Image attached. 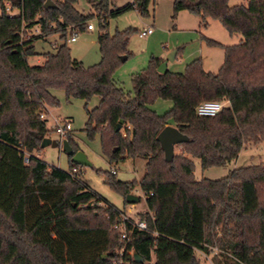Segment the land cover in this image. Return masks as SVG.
<instances>
[{"label": "trees", "instance_id": "16d2710c", "mask_svg": "<svg viewBox=\"0 0 264 264\" xmlns=\"http://www.w3.org/2000/svg\"><path fill=\"white\" fill-rule=\"evenodd\" d=\"M10 1L17 14L6 10ZM0 0V264H117L123 246L113 229L125 212L102 198L69 170L80 165L69 156V169L50 165L37 152L50 136L47 106H58L53 90L68 99L86 102L89 134L101 133L102 150L110 165L127 158L143 159L139 181H121L116 173L98 170L106 183L126 196L139 185L148 212L139 216L149 230L135 228L128 249L144 258L128 264H203L199 252L211 254L214 264H264V163L232 169L218 178L197 179L195 161L203 169L225 166L248 144L264 142V0L230 5L229 0H173L175 20L187 10L220 21L238 44L225 45L202 35L209 46L222 47L225 58L218 72L206 71L201 59L183 72L158 69L153 57L133 75L134 91L115 78L129 56L128 41L136 30L110 34L111 17L135 9L143 18L153 14L156 0H134L123 7L116 0H89L94 12L77 8L79 0ZM97 21L101 61L85 66L73 58L68 38L73 30ZM40 33L34 35L33 28ZM59 34L55 50L39 53L35 42ZM42 55L44 63L31 65ZM98 97L92 109L89 102ZM158 99L171 100L164 114L151 108ZM207 100H227L215 117L198 116ZM46 113V112H45ZM189 137L171 161L157 136L167 125ZM121 126L118 128V126ZM75 150L80 146L74 137ZM28 154V162L25 156ZM141 198V196H140Z\"/></svg>", "mask_w": 264, "mask_h": 264}, {"label": "rangeland", "instance_id": "374dc122", "mask_svg": "<svg viewBox=\"0 0 264 264\" xmlns=\"http://www.w3.org/2000/svg\"><path fill=\"white\" fill-rule=\"evenodd\" d=\"M230 5L246 4L247 0H229ZM77 8L85 13L94 12L93 9H89L88 0H79ZM153 14L150 17L143 18L135 9L128 10L119 16L111 17L109 20L108 31L110 34H115L117 31H124L129 28L136 29L129 38L128 50L130 52L126 61L122 62L116 69L115 78L125 87L126 90L134 91L133 75L142 72L149 65L150 60L153 57H157L161 51H166L164 46H168L169 51H173L175 46L187 45V53L195 49V46L191 42L190 35L182 33L175 35L173 42L169 41L170 34L173 31L174 24H179L184 29H190L194 27L196 32L201 38L205 35L209 38L216 39L225 45L238 44L243 39L242 34L231 35L220 23L215 19H210L209 23L205 27H201V18L195 14L190 13L187 10L179 12L177 18L174 20L173 15V0H156V4L152 6L151 10ZM18 9L12 11L13 14H17ZM1 14V8H0ZM90 22L97 26V21L91 19ZM151 26L155 31L154 34L141 37L140 31L145 27ZM193 28V29H194ZM182 32H188L184 30ZM32 33L38 35L40 29L38 27L33 28ZM98 26L95 31H83L79 34L76 42H69L71 48V54L73 58L82 61L85 66H92L101 61V53L98 45ZM54 39L50 38L47 41L38 39L35 42L37 51H43V49H52L51 43ZM206 43V41H204ZM184 43V44H183ZM208 48V47H206ZM211 51L210 55L204 54V61L206 69H209L207 65L208 60L214 59L219 61L216 68L212 72H218L222 66L225 58V51L222 47L214 46L209 47ZM168 56V54H167ZM37 56L30 57L29 63L31 65H41L37 62ZM195 57L190 58L188 62H192ZM219 65V66H218ZM176 69L184 71L185 65H176ZM177 71V72H180ZM54 95L59 100L58 106H47L45 111L48 115V128L51 131L50 136L58 139V134L53 129L54 117H61L62 120L70 119L72 121V137L75 138L79 144L81 150L87 155V159L91 162V165H80V177L84 180L88 187L96 192L103 202L94 204L98 206H105L104 202L115 205L121 210H126L127 213L136 217L148 212L147 204L144 194L139 185L133 189V194L141 196V201L137 204H128L125 202L124 197L112 189L105 181V176L98 172V170H109L112 167L117 169L116 178L121 181H139L145 173V161L143 159H131L127 158L124 162L117 165H110L101 146V133L95 132L89 134L86 130V123L88 120L86 111V102L83 99L71 98L68 99L63 89L57 88L53 90ZM99 98L94 97L89 102V108L92 109L98 104ZM224 101V100H223ZM227 104V103H226ZM229 104V103H228ZM173 106L171 100L158 99L151 104V108L157 111L159 114H164L170 110ZM50 109V110H49ZM180 148L176 147V152H179ZM37 155L47 161L50 165L60 167L64 170L69 169V155L57 146H47L41 148ZM190 157L195 161V175L197 179L210 178L218 179L229 174V172L237 167L249 166L253 164L264 163V142L260 144H248L241 151L239 156L232 160L225 166H215L207 169H203L199 158ZM138 212V213H137ZM216 250L211 254H203L199 252L200 259L203 264H214V255ZM152 262L147 264H153Z\"/></svg>", "mask_w": 264, "mask_h": 264}, {"label": "built area", "instance_id": "2783aa9c", "mask_svg": "<svg viewBox=\"0 0 264 264\" xmlns=\"http://www.w3.org/2000/svg\"><path fill=\"white\" fill-rule=\"evenodd\" d=\"M6 10L10 12L11 14L13 11V7L10 3V1H5ZM88 29L93 30L95 29V24L92 22L88 23ZM154 29L149 26L142 29L139 33L141 37H145L153 33ZM80 32L77 30H73L70 37L68 38V42H75L77 41L79 37ZM215 100H207L202 102H212ZM225 106L229 103V101L224 100ZM227 103V104H226ZM199 104V105H201ZM224 106V107H225ZM42 118H47L48 115L43 112L41 113ZM53 129L58 134L59 140L63 141L64 139H68L69 136H72V121L70 119L62 120L61 117H54L53 120ZM28 154L25 156V161L28 162ZM80 168L75 167L71 170H69L70 175L75 179H81L80 177ZM113 173H117V169L115 167L112 168ZM121 219L116 222L113 226V229L118 230L121 236V241L123 243V246L117 250V253L120 255L119 259H116L115 262L117 264H128L130 261L125 259V255H130L133 257V250L128 249V244L131 242V235L135 228L142 229V230H149V226L146 220L141 219L139 217L133 216L126 211L120 214Z\"/></svg>", "mask_w": 264, "mask_h": 264}, {"label": "water", "instance_id": "95a60500", "mask_svg": "<svg viewBox=\"0 0 264 264\" xmlns=\"http://www.w3.org/2000/svg\"><path fill=\"white\" fill-rule=\"evenodd\" d=\"M56 3L54 0H47L45 3V8H50V7H56ZM175 54V53H174ZM127 56H123L122 60L125 61ZM168 60H174L172 57V54H169L167 56V60L163 61L160 66H159V71L161 73H165L168 68H167V63ZM121 126L119 125L118 128ZM158 140L161 143V146L164 150L165 153V158L167 161H171L176 153V147L183 142H187L189 140V137L185 134H183L176 126L174 125H167L165 126L161 132L157 136ZM47 146H53L57 147L60 146L62 149L72 157V160L79 165H91V162L87 159V155L81 150H75L72 144L70 143L69 139H64L63 141H60L58 139L52 138L51 136H46L42 143H41V148H45ZM126 201L128 204H135L139 203L141 201L140 196L129 193L126 196ZM134 261L136 263H143L145 262L144 258L139 256L138 253L134 252L133 253Z\"/></svg>", "mask_w": 264, "mask_h": 264}, {"label": "crops", "instance_id": "0c3cea01", "mask_svg": "<svg viewBox=\"0 0 264 264\" xmlns=\"http://www.w3.org/2000/svg\"><path fill=\"white\" fill-rule=\"evenodd\" d=\"M133 1L134 0H116V3L115 4H116L117 7H123V6H125V5H127L129 3H132ZM88 3H89V9H93L92 4L90 3L89 0H88ZM96 28H97V26H95V29H93V30L87 29L86 31L93 32V31L96 30ZM193 28L194 27H192L190 29H184V28L180 27L179 24H176V23L174 24L173 31H175V32H173V33L170 34L169 41L170 42H173V39H174V36L175 35H180L182 33L183 34L184 33H187V34L190 35V38H191L190 40H191L192 44L195 46V49L194 50H191V51H189L187 53V45L183 43L184 45L182 47L180 45L179 46H175L174 49H173V51H169L167 49L168 46L165 45L164 46V49L166 51L165 52L164 51H161L158 54L157 57L161 58L162 59V62H163V61L167 60V54L168 55L169 54H172V57L174 58V60H168V63H167L168 70L173 71V72L180 71L179 69H176V65H185L186 64V66H187L189 64L188 60L190 58H193V57H195L194 59H201L202 60L203 68L206 71H211V70L213 71L214 68H216L217 64H220V63H218L219 61H216L214 59L208 60L207 65L209 66V69L208 70L206 69V65H205V61H204V54L206 53V55H210L211 54V51L208 50V49H209V47H214V46H209L207 43H205L204 40L196 32H193L194 30H196L195 28L194 29ZM184 30H188V32H182ZM154 31L151 34H154ZM50 38L54 39L53 42L51 43L52 49H49V50L43 49V51H38L39 53L53 51V50H55V47L56 46H58V45H60L62 43L59 34H55V35L49 36L48 38L42 39V40L43 41H47ZM206 47H208V48H206ZM128 57L129 56H127V58ZM36 58H37V62L38 63H42V64L44 63V57L42 55H39ZM127 58H126V60H127ZM180 72H182V71H180ZM135 204H137V203H135ZM132 205H134V204H132ZM147 209H148V207H147Z\"/></svg>", "mask_w": 264, "mask_h": 264}, {"label": "clouds", "instance_id": "9594fccd", "mask_svg": "<svg viewBox=\"0 0 264 264\" xmlns=\"http://www.w3.org/2000/svg\"><path fill=\"white\" fill-rule=\"evenodd\" d=\"M225 106L223 100L206 102L196 107V113L198 116H211L215 117L220 113Z\"/></svg>", "mask_w": 264, "mask_h": 264}]
</instances>
